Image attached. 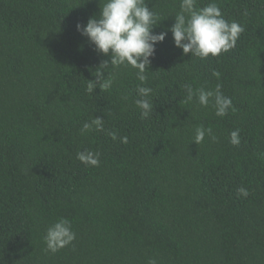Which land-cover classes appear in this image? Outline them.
<instances>
[{
	"label": "trees",
	"instance_id": "obj_1",
	"mask_svg": "<svg viewBox=\"0 0 264 264\" xmlns=\"http://www.w3.org/2000/svg\"><path fill=\"white\" fill-rule=\"evenodd\" d=\"M103 2L0 0V264H264V0H215L244 32L204 60L168 31L180 0H146L160 20L153 32L168 34L151 58L144 119L131 67L115 71L110 90L87 92L110 56L76 25ZM217 84L234 112L187 101L186 85ZM93 117L105 130L82 135ZM201 125L215 142H193ZM85 149L100 153L99 166L76 159ZM61 217L76 239L52 253L44 236Z\"/></svg>",
	"mask_w": 264,
	"mask_h": 264
},
{
	"label": "clouds",
	"instance_id": "obj_2",
	"mask_svg": "<svg viewBox=\"0 0 264 264\" xmlns=\"http://www.w3.org/2000/svg\"><path fill=\"white\" fill-rule=\"evenodd\" d=\"M247 14L245 10L244 15ZM174 18L175 22L168 31L172 33L175 47L182 49L184 55L191 54L201 60L229 52L244 32L241 24L224 18L215 0L203 7L198 6V0H180V11ZM159 22L158 14L149 9L146 0H104L98 17L89 18L83 25L77 23V31L88 38L95 50L110 56V60H104L96 68V79L89 80L87 92L91 94L97 87L101 91L110 90L115 81V71L121 67H131L136 70L135 75L140 82L136 87L138 99L135 105L140 110L141 119L149 117L153 107V89L144 84L148 79L156 45L162 43L168 34L167 31L153 32ZM105 71L107 76L104 75ZM212 74L217 79L221 76L217 71ZM185 87L188 102L195 99L202 107L211 105L217 117H225L229 110L235 111L231 98L223 94L220 84L207 90L203 87L193 89L190 85ZM104 130V120L93 117L83 124L80 133L83 135ZM239 133V129L230 133V143L234 146L240 144ZM108 135L113 140L117 139L115 132H109ZM206 135L213 142L217 140L211 127L201 125L195 129L193 142L201 144ZM120 141L127 144L128 137H121ZM76 159L85 166H99L100 153L85 149L77 152ZM237 195L247 198L249 191L239 187ZM75 239L76 233L72 230L71 222L63 217L49 225L44 236L46 249L52 253L72 244ZM149 264H157V261L150 259Z\"/></svg>",
	"mask_w": 264,
	"mask_h": 264
}]
</instances>
